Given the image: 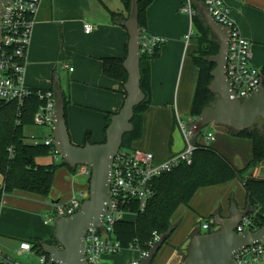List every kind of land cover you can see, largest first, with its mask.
I'll use <instances>...</instances> for the list:
<instances>
[{"label":"crops","instance_id":"crops-1","mask_svg":"<svg viewBox=\"0 0 264 264\" xmlns=\"http://www.w3.org/2000/svg\"><path fill=\"white\" fill-rule=\"evenodd\" d=\"M184 1L154 0L147 8L148 33L163 38L164 43L160 56L151 61L152 101L144 112L142 136L133 143V148L152 152L157 160H164L171 154L170 139L174 119L183 116L191 118L190 109L198 80V67L192 59L198 41L196 38L187 39L192 21L180 12ZM224 2L230 8L241 33L251 42V63L262 68L264 0ZM109 10L121 12L124 18L114 20ZM126 17H129V11L124 4L117 6L113 0L43 2L27 50L26 82L32 88L52 89L56 94L61 92L68 96L69 118L78 114L81 116L80 130L70 126L71 137L76 144L86 143L87 132H90L92 142H98L92 137L96 132L93 118L98 117V126L103 122L106 135L107 112H118L124 104V85L104 74L103 58L124 54L129 41L127 28L122 24L127 20ZM88 23L92 25L90 32L85 30ZM72 62L79 65V68L71 70L69 65ZM64 69L68 70V77L63 73ZM78 109L86 111L80 113ZM214 127V131H208L215 136L210 145L236 166H246L253 157L252 141L234 136L224 127ZM198 140L202 142L203 138ZM57 172L63 176L64 181L61 183L56 174L48 196L20 190L3 194L0 204L1 254H15L17 258L32 256L18 255L22 241L33 244L38 239L43 242L55 241L51 239V231L43 224L41 211L51 209L63 197L70 198L73 193L88 189V181L78 180L69 168L62 167ZM253 174L264 176V162L253 169ZM2 183L3 175L0 173V186ZM84 186H87L86 189ZM63 188L68 189L66 194L62 193ZM233 202L239 208L247 205L246 190L239 180L199 189L190 204L181 205L173 215L172 223L177 228L162 246L153 264L180 263L184 251L178 246L185 249L191 237L201 229L202 220L211 214L219 211L217 214L228 217ZM135 259L132 257L125 264Z\"/></svg>","mask_w":264,"mask_h":264},{"label":"trees","instance_id":"trees-1","mask_svg":"<svg viewBox=\"0 0 264 264\" xmlns=\"http://www.w3.org/2000/svg\"><path fill=\"white\" fill-rule=\"evenodd\" d=\"M121 1L127 11L130 12L132 0ZM153 1L138 0L140 9L139 26L141 29V88L145 98L135 107V114L132 119L133 129L124 135L122 149H134L133 143L143 133L144 112L150 107L152 101L151 61L160 56L162 44L164 43L156 44L153 48H144L143 46V42L151 37L148 33L147 8ZM204 4L205 0H193L196 14L192 18L193 35L191 38L197 39L198 47L193 53L192 59L199 71L190 109V116L193 118H198L207 106L213 105L217 97L210 90L213 81L211 73L215 68V64L209 62L208 58L218 53L220 42L204 20L201 8V5ZM109 11L116 21L123 17L121 12ZM125 19H128V17ZM122 24H125V22L123 21ZM127 53L128 44L122 56L103 58L104 74L111 79L122 82L123 85L128 79V72L124 67ZM261 71L264 75V65ZM37 90V88H32L31 94L25 98L22 105L0 100V173L3 175V183L0 186V204L3 194L12 193L14 190L48 196L59 168L67 167L72 173H76L77 170V167H71L66 161L55 159L53 145L46 144L43 139H38L36 142L29 141L32 137H29L25 130L36 126L34 115L43 103ZM63 98L67 107L69 104L68 96L63 94ZM115 113L107 112L108 125ZM177 126L178 122L175 118L172 125V134ZM221 127H224L226 131L234 136L252 141L253 157L251 161L244 167H238L216 147L210 145V143L200 142L196 137L191 163L182 162L171 170L155 177L152 181L154 192L148 199L145 208L143 210L136 208L137 215L134 218L119 220L113 225V233L124 249L135 248L139 251H148L155 232L160 236L169 235L165 242L167 243L169 237L177 228V225L172 223V217L181 205L188 206L201 188L222 185L233 180L242 182L246 190L247 204L249 203L255 209V213L248 215L252 222L251 229L256 230L264 226V176L253 174V169L264 162V124L259 125L256 122L252 127L241 131L228 126ZM172 134L170 139L171 153ZM86 142H92L90 132L86 134ZM49 156L53 157V161L43 162L41 160L42 157L44 159ZM217 213L207 217V220L213 219L208 233L216 228L214 219ZM198 233H202L201 229L195 234ZM42 243L43 241L38 239L33 244L34 250L38 254H44ZM189 246L190 244H187L185 249L178 246L180 250L184 251L183 259L187 255ZM0 264L9 263L0 260Z\"/></svg>","mask_w":264,"mask_h":264},{"label":"water","instance_id":"water-1","mask_svg":"<svg viewBox=\"0 0 264 264\" xmlns=\"http://www.w3.org/2000/svg\"><path fill=\"white\" fill-rule=\"evenodd\" d=\"M12 0H0V44L2 38V9ZM204 20L214 33L220 47L217 54L208 61L215 64L212 71L213 81L210 90L216 94L213 105L207 106L191 124V131L198 137L203 129L211 124L228 126L237 131L252 127L258 119L264 124V85H259L240 99L233 82L227 74L230 29L218 22L205 5H201ZM140 9L138 0H132L129 17L125 26L129 34L128 53L124 67L128 72L124 84L126 98L121 109L116 112L106 129L103 142H86L83 145L72 141L66 119V106L63 94L57 92L54 105V146L59 156L71 167L85 165L90 167L89 198L78 212L61 217L55 221V241L43 242L42 251L52 262L58 264H88L85 254L86 231L94 226H104L103 218L111 196V180L114 159L123 144L124 135L133 129L132 119L135 107L145 98L141 88V29L139 26ZM172 153L181 152L186 145L182 131L177 126L172 134ZM255 209L248 203L239 208L233 202L229 216L216 214L217 228L209 233H198L190 239L186 257L178 264H237L234 253L264 239V226L256 230H245L238 234L236 229L242 220ZM105 228V227H104ZM106 230V229H105ZM169 235H162L143 256L139 264H152Z\"/></svg>","mask_w":264,"mask_h":264},{"label":"built area","instance_id":"built-area-1","mask_svg":"<svg viewBox=\"0 0 264 264\" xmlns=\"http://www.w3.org/2000/svg\"><path fill=\"white\" fill-rule=\"evenodd\" d=\"M43 2L44 0H12L2 9L0 100L16 102L18 105H22L25 98L32 92V87L27 84L25 77L26 55ZM204 5L218 22L230 29L227 74L233 82V88L236 90L237 96L243 99L259 85L261 78L264 85V75L261 68H257L251 63V42L241 33L230 8L224 0H205ZM180 12L189 16L192 21L193 16L196 14L193 0H185L180 8ZM190 29L187 39H190L193 35L192 24ZM85 30L86 32H90L92 25L86 24ZM162 42H164L163 38L151 36L143 42V46L144 48H153L156 44ZM37 89V93L43 100V103L34 115V123L38 127L50 128L52 134L45 136L43 141L46 144L53 145L54 157L56 160H59L60 156L54 146L55 120L53 118L57 94L52 89ZM196 119L191 117L190 121H186L181 117L177 118L178 126L182 131L186 145L181 152L171 153L164 160H157L152 152L120 148L113 163L111 196L103 218L104 226H92L85 234V254L88 264H107L105 260L106 255L121 253L125 250L113 233V225L119 220L131 219L129 216L134 218L137 215L136 208L140 210L145 208L148 199L154 192L152 181L155 177L171 170L182 162L191 163L193 150L196 145V137L192 134L191 124ZM200 137L203 138V143H210L215 138L213 133H203V131L197 137V140ZM35 138L39 137H33V139ZM81 166L82 174H87L89 178L91 175L90 167ZM89 195L90 192L87 189L73 193L66 203H62L60 200L54 203L53 207L56 211V217H48L45 223L48 224L56 221L58 218L71 216L78 212L83 202L89 198ZM212 222L213 219L202 220V233H208ZM251 223V219L248 216L245 217L238 225L236 232L240 234L245 230H252L250 227ZM160 237L155 232L151 246ZM146 252L140 251L139 257L129 264H139ZM33 253H36V251L32 242L22 241L20 243L18 255ZM38 255L40 256V264H58L52 262L46 254ZM234 259L237 264H264V239L261 242L236 251ZM0 260L9 264H22L18 259L1 253Z\"/></svg>","mask_w":264,"mask_h":264},{"label":"rangeland","instance_id":"rangeland-1","mask_svg":"<svg viewBox=\"0 0 264 264\" xmlns=\"http://www.w3.org/2000/svg\"><path fill=\"white\" fill-rule=\"evenodd\" d=\"M113 1H114L115 4H117V6H119V5L121 6L122 5L121 0H113ZM190 30H189V33H190ZM69 67H72L73 69H78L79 65H76V63L72 62V64H70ZM63 73L68 77V70L67 69H64ZM65 80H67V78H65ZM68 89H69V86L66 87V91H68ZM78 110H79L80 113L86 111L85 109H78ZM66 114H67V121L68 120L70 121V119H71V121L68 123L69 131H70V126H72L74 128V130L75 129L77 131L80 130V128H79V122L81 121L80 114H78V116L75 115V116L69 118V115H70V106H69V104L66 107ZM71 114H72V112H71ZM183 119L186 120V121H190V118L187 117V116H183ZM97 121H98V117H94L93 118V124L96 126V132H95L94 135L92 134L93 135L92 137H93V139L97 140L98 142H102L103 139H105V137H106L105 131H104V125H103V122H102V125L98 126V124L96 123ZM257 123L259 125H261V124H263V121L261 119H258ZM214 126L215 125H211V124L207 125L203 129V133H206V132H208L210 130L214 131L215 130ZM74 130H72V132H74ZM25 131H26V134L29 137H32V138L36 137V136L39 137V138H35V139L30 138L29 141H31V142H36L38 139H43L45 136H48L51 133L50 132L51 131L50 128H48V127H37V126H33V127H30V128H27ZM77 133L80 135L79 132H77ZM84 133L85 132L82 133L83 137H84ZM70 135H71V132H70ZM42 158H41V160L43 162H51V161H53V157L52 156L46 157L44 159H42ZM59 160L62 161L63 159L60 157ZM81 170H82V166H78L77 170H76V173H75L76 174V178L78 180H84V179L87 180L88 175L87 174H82ZM56 174H57L58 178L61 179V183H63V181H64L63 176L59 175L58 172H56ZM86 187L87 186H84V189H86ZM67 191H68L67 188L66 189L63 188L62 193L66 194ZM68 199H70V198L63 197L61 201H62V203H66V201ZM41 215L43 216L42 220L44 221L43 224H44L45 228L47 230L51 231V233H50L51 239L52 240H56L55 239V221H52V222H50L48 224L45 223V220L48 217H52V218L56 217V211H55L54 207H52L51 209H48V210L41 211ZM129 217L133 218L132 216H129ZM188 244H190V241H189ZM138 255H139L138 249H125L121 253L106 255L105 256V260H106L107 264H125V263H127V260L131 259L132 257L137 258ZM9 256H11L12 258H15V257L17 258V256L15 254H9ZM17 259L19 261H21L22 264H40V256L38 254H36V253H33L32 256H22V257H19Z\"/></svg>","mask_w":264,"mask_h":264}]
</instances>
